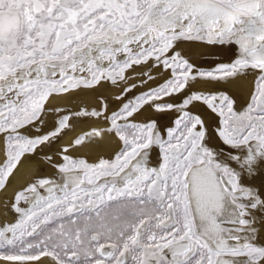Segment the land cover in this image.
<instances>
[{"label": "snow or ice", "instance_id": "1", "mask_svg": "<svg viewBox=\"0 0 264 264\" xmlns=\"http://www.w3.org/2000/svg\"><path fill=\"white\" fill-rule=\"evenodd\" d=\"M186 41L234 42L240 56L204 70L183 54ZM149 61L170 78L111 115L105 131L121 142L114 159L89 164L64 156L62 184L38 179L18 191L11 205L18 219L0 226V261L264 264L253 216H264V191L241 183L264 164V0H0V135L7 149L0 189L21 157L49 138L19 131L40 120L49 97L101 80L115 84ZM248 70L254 88L242 113L226 95L197 91L178 104L152 103L190 83ZM197 101L221 117L215 132L227 156L207 143L201 116L187 110ZM145 105L181 115L164 131L151 120H130Z\"/></svg>", "mask_w": 264, "mask_h": 264}, {"label": "bare ground", "instance_id": "2", "mask_svg": "<svg viewBox=\"0 0 264 264\" xmlns=\"http://www.w3.org/2000/svg\"><path fill=\"white\" fill-rule=\"evenodd\" d=\"M180 48L197 67L209 71L214 70L219 64L233 63L240 56L239 46L234 42L223 45H205L197 41H186L180 45ZM169 75L170 71L166 72L161 68L152 67V61H149L147 64L133 65L127 69L124 73L125 79L118 80L115 84L110 80H101L92 87L82 86L49 97L40 120L22 128L28 138L44 136L49 138L21 157L13 174L8 178L5 188L0 189V226L16 222L19 214L12 210L11 205L15 194L28 184L38 179H50L56 184L64 182L66 174L60 171V166L66 163L64 156H69L73 160L83 159L89 164L114 159L121 142L117 139L115 143L114 134L105 131L110 127L111 115L121 109L125 103H134L145 90L161 82L164 83L163 81ZM149 76L153 77L149 79ZM253 88L254 75L251 70H248L235 77L190 83L184 92L166 101L181 102L191 91H197L206 96L209 93L213 95L221 92L229 97L234 110L242 113L248 108ZM152 103L157 104L158 101ZM160 104L163 103L160 102ZM187 110L201 116L208 129L207 143L227 156L229 146L224 145L215 132L220 126L221 117L212 112L203 101L194 102L188 106ZM93 111L101 115L85 114ZM180 114L175 108L156 110L152 106L145 105L140 112L134 114V119L140 123L154 121L157 128L164 131L173 126ZM64 116L69 117L67 126L60 130L58 135L52 136L51 133L57 130L58 123ZM93 130L102 131V137L88 136L87 134ZM81 136H85L84 142L76 145L74 141ZM3 138H0V164L4 162L7 150ZM156 157L157 150L153 148L151 150L153 164L156 162ZM241 183L264 191V164H258L254 174L242 176ZM42 191L46 194V190ZM27 206L21 202V207ZM253 216L255 218L254 227L258 229V240L264 242V216H261L259 212H254ZM0 264H6V262L0 261ZM36 264H55V262L49 257H43Z\"/></svg>", "mask_w": 264, "mask_h": 264}, {"label": "rangeland", "instance_id": "3", "mask_svg": "<svg viewBox=\"0 0 264 264\" xmlns=\"http://www.w3.org/2000/svg\"><path fill=\"white\" fill-rule=\"evenodd\" d=\"M161 69H162V68H161ZM202 69L206 70L205 68H202ZM166 72H169V71H166ZM151 77H153V76H151ZM169 78H170V75H169L168 78H167L166 80H164L163 82L165 83ZM164 83L161 82V83H159V85H158V84H157V85H154L155 87L152 86V87H150V89H147V91L145 90V92H149V91H151V90L158 89V88L161 87L162 84H164ZM148 90H149V91H148ZM184 91H185V90H184ZM184 91H183V92H184ZM145 92H142V93H145ZM181 93H182V92H181ZM220 93H221V92H220ZM220 93H216V94H213V95H217V96H219V95L222 94V93H221V94H220ZM178 94H180V93H178ZM178 94H175V95H173V96H178ZM173 96H171V97H173ZM207 96H211L210 93H209ZM168 98H170V97H164L162 100H157V101H158L159 104H160V102L163 103V104H165V103H169L168 101H166V99H168ZM158 103H157V104H158ZM178 103H180V102H176V103H173V104H178ZM119 110H120V109H119ZM119 110H118V111H119ZM118 111H117V112H118ZM188 111H190V110H188ZM233 111H235L234 108H233ZM190 112H191V111H190ZM235 112H236V111H235ZM192 113H193V112H192ZM180 115H181V114H180ZM180 115H179V116H180ZM179 116H178V117H179ZM132 118H133V119H132ZM134 118H135V117L133 116V117L130 118V120H132V121H134V122H137V123H140V121L138 122V120L136 119V120H137V121H136ZM119 123H123V121H119ZM20 130H21V131H20ZM20 130H19V131H20V134L26 137V134H25V132H23V129L21 128ZM2 136H3V135H0V138H3V137H4V136H3V137H2ZM113 138L115 139L114 142H115V141H118V140H117L118 138H117L115 135H113ZM3 139H4V138H3ZM4 140H5V139H4ZM115 143H116V142H115Z\"/></svg>", "mask_w": 264, "mask_h": 264}]
</instances>
